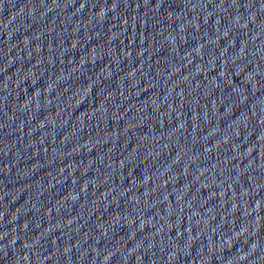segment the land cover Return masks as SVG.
<instances>
[{"label":"water","instance_id":"95a60500","mask_svg":"<svg viewBox=\"0 0 264 264\" xmlns=\"http://www.w3.org/2000/svg\"><path fill=\"white\" fill-rule=\"evenodd\" d=\"M0 264H264V0H0Z\"/></svg>","mask_w":264,"mask_h":264}]
</instances>
